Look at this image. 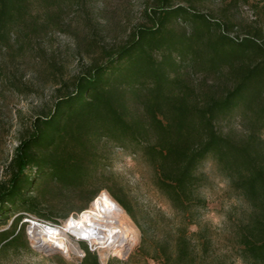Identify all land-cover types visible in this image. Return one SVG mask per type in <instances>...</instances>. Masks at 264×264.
<instances>
[{
	"label": "trees",
	"instance_id": "1",
	"mask_svg": "<svg viewBox=\"0 0 264 264\" xmlns=\"http://www.w3.org/2000/svg\"><path fill=\"white\" fill-rule=\"evenodd\" d=\"M82 1L0 0V43L10 42L16 27L34 33L57 26L65 5ZM35 2L44 7L42 15L31 11ZM154 2L148 14L152 25L137 27L126 42L79 73L48 112L35 116L20 139L10 174L0 182V259L10 252L32 250L20 213L61 220L41 211L43 201L30 196L40 179L45 186L72 188L84 198L81 206H70L64 219L89 207L103 187L91 190L90 186L100 178L97 149L99 141L107 138L150 165L155 187L182 216L175 237L157 242L146 264H198L202 256L189 235L193 224L199 227L195 234L203 255L208 254L213 241L209 224L196 220L195 212L208 206L200 189L207 181L201 167L210 158L248 206L231 228L237 257L246 264H264V37L233 38L223 32L219 20L191 6L174 0ZM179 19L198 27L192 33L185 28L177 31L174 23ZM214 28L220 29L219 36L205 42L202 51L212 54L210 63L198 62L202 67L218 70L249 51L263 57L233 68L234 81L212 86L185 82L172 53L162 60L154 57V51L164 47L178 49L183 59L186 53L197 56L195 43ZM239 109L247 128L240 138L218 125L219 119ZM104 187L142 229L129 194ZM142 233L146 237L145 230ZM146 242L143 238V250ZM83 248L86 256L80 264H101L98 254L85 244ZM132 254L126 261L114 258L109 264H132Z\"/></svg>",
	"mask_w": 264,
	"mask_h": 264
},
{
	"label": "rangeland",
	"instance_id": "2",
	"mask_svg": "<svg viewBox=\"0 0 264 264\" xmlns=\"http://www.w3.org/2000/svg\"><path fill=\"white\" fill-rule=\"evenodd\" d=\"M174 1L219 20L223 32L233 38L264 37V0ZM154 3V0H83L66 4L57 26L34 33L28 29L20 31L16 27L11 41L0 43V182L9 176L10 162L17 145L30 129L35 116L48 112L57 97L72 87L74 78L105 55L107 50L126 42L137 27L152 25L148 14ZM31 11L35 15L43 14L44 7L35 2ZM197 27L183 19L174 23L175 30L185 28L188 33L194 32ZM219 31L214 28L195 43L197 56L186 53L183 59L178 49L164 47L155 50L154 57L162 60L172 53L176 68L180 67L177 72L189 84L225 85L228 80L236 79L233 68L241 63L254 64L263 57V53L249 51L227 60L218 70L204 68L198 62L205 60L208 63L212 54L208 50L202 51L205 42L217 39ZM241 116L239 109L222 117L218 120L219 129L233 131L239 138L247 134ZM97 154L100 178L93 180L91 190L102 184L100 192L106 190L112 195L104 187L107 185L129 194L137 205L136 213L143 226L141 229L126 211L125 220L137 233L132 264H146L148 256L154 254L157 242L175 237L182 216L155 187L153 170L140 155H131L129 149L107 138L99 141ZM201 170L207 174V181L200 193L208 199V206L198 208L195 218L202 225L209 224L208 236L213 241L208 254L203 255V247L195 234L199 227L196 224L190 226L189 235L196 252L202 256L198 264H246L237 257L231 228L233 222L244 217L247 203L233 191L213 159L207 160ZM30 196H37L43 201L41 211L61 219L66 217L70 206H81L84 199L72 188H60L54 183L45 186L43 179L37 182ZM77 210H71L70 214ZM142 230H145L146 237ZM143 238L147 240L144 250L140 248ZM151 263L154 264L153 261ZM0 264L77 263L60 252L46 253L32 248L29 252L3 255Z\"/></svg>",
	"mask_w": 264,
	"mask_h": 264
},
{
	"label": "built area",
	"instance_id": "3",
	"mask_svg": "<svg viewBox=\"0 0 264 264\" xmlns=\"http://www.w3.org/2000/svg\"><path fill=\"white\" fill-rule=\"evenodd\" d=\"M105 190L86 209L71 214L67 219L48 220L28 212H22L30 246L46 253L60 252L80 264L86 256L85 244L98 254L101 264L111 259H129L137 245V233L120 219V203L114 209L97 204ZM113 197V196H112ZM119 204V205H118ZM61 237V243L48 241Z\"/></svg>",
	"mask_w": 264,
	"mask_h": 264
},
{
	"label": "bare ground",
	"instance_id": "4",
	"mask_svg": "<svg viewBox=\"0 0 264 264\" xmlns=\"http://www.w3.org/2000/svg\"><path fill=\"white\" fill-rule=\"evenodd\" d=\"M101 203H104V205L109 207L110 209H114L116 207V205H117V201L106 190L104 191V193L101 196V198L97 201V204H101ZM119 206L122 207L121 205H119ZM119 213H120V219L122 221H125L126 210L122 207V209H121V211ZM50 240L54 241V242H59V243H61L63 241V239L61 237H56L54 239H46L45 241L48 242Z\"/></svg>",
	"mask_w": 264,
	"mask_h": 264
}]
</instances>
